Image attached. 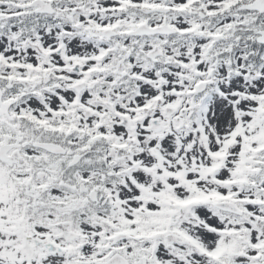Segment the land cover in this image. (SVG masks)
I'll list each match as a JSON object with an SVG mask.
<instances>
[{"label":"snow or ice","instance_id":"obj_1","mask_svg":"<svg viewBox=\"0 0 264 264\" xmlns=\"http://www.w3.org/2000/svg\"><path fill=\"white\" fill-rule=\"evenodd\" d=\"M0 264H264V0H0Z\"/></svg>","mask_w":264,"mask_h":264}]
</instances>
